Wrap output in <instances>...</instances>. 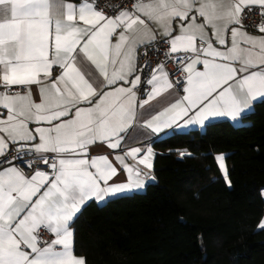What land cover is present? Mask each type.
Returning <instances> with one entry per match:
<instances>
[{"label": "snow or ice", "instance_id": "6c2138e0", "mask_svg": "<svg viewBox=\"0 0 264 264\" xmlns=\"http://www.w3.org/2000/svg\"><path fill=\"white\" fill-rule=\"evenodd\" d=\"M254 9L264 17V0H137L111 16L95 0H0V264H86L74 251L78 214L154 179L151 146L119 154L138 107L182 91L139 125L155 140L254 114L264 21L258 35L242 23ZM153 44L166 46L177 75L158 64L140 100L136 53ZM97 143L118 154L91 155ZM214 160L227 181L224 154Z\"/></svg>", "mask_w": 264, "mask_h": 264}, {"label": "trees", "instance_id": "16d2710c", "mask_svg": "<svg viewBox=\"0 0 264 264\" xmlns=\"http://www.w3.org/2000/svg\"><path fill=\"white\" fill-rule=\"evenodd\" d=\"M243 119L155 142V179L86 205L72 224L75 252L86 264H264V103Z\"/></svg>", "mask_w": 264, "mask_h": 264}, {"label": "crops", "instance_id": "0c3cea01", "mask_svg": "<svg viewBox=\"0 0 264 264\" xmlns=\"http://www.w3.org/2000/svg\"><path fill=\"white\" fill-rule=\"evenodd\" d=\"M74 2L78 3L79 0H74ZM244 30L247 31L250 35H258L259 34L258 31H249L246 28H244ZM113 40L115 42V37L113 38ZM139 49H138V51H139ZM136 55L138 57V52L136 53ZM136 62L138 65V59ZM137 74H138V72H137ZM145 93L146 92L140 93L139 88L137 89V95H138L140 100L146 99ZM180 95H183V93H179L176 90H172V91H169L168 93H165L161 97H158L155 100H153L149 105L145 106L144 109L141 110L138 107L137 108L136 124L133 125L125 134V139H124V142L122 143L121 149L119 150V154H122L123 151H127L131 147H141L142 149H146L148 146H151L153 148V152L155 154L154 143L165 138V137H167V136H169V135H171V134H173V132L171 130H169L168 135H164L162 133V134H160L159 140H155L154 134L151 133L150 130L141 128V127H139V125L142 124L144 120L149 119L151 117V115L155 114L156 111H159L163 107H166V106H168V104L174 102V99L178 98ZM3 116L4 117L7 116L6 110H3ZM224 120H228L231 123H233L234 125L243 124L245 122L244 119H243V123L234 122L230 118H225ZM196 128L199 129V126H190L186 131L196 129ZM176 133H178V131ZM115 154H118V153L113 151V150L108 149L106 145L99 144V143H97V145H95L94 148L91 150V155H93V156L109 155V159H112V157ZM155 156H156V154L154 155V159H153V168H154ZM129 163H132V161L129 160ZM141 168H143V166H141ZM152 174H153V169L150 172V175H152ZM125 179H126L125 175L123 173H121V175L116 177L112 181V183H120V182H123ZM149 181H150V179H147L146 184ZM138 192H140V191H138ZM75 255L78 257H84L83 255L77 254L76 252H75Z\"/></svg>", "mask_w": 264, "mask_h": 264}, {"label": "built area", "instance_id": "2783aa9c", "mask_svg": "<svg viewBox=\"0 0 264 264\" xmlns=\"http://www.w3.org/2000/svg\"><path fill=\"white\" fill-rule=\"evenodd\" d=\"M137 0H95L97 6L106 11L108 15H114L123 9H131L132 4L136 3ZM111 9H115L112 11ZM264 21V17L259 14V9H254L251 12H246L242 23L244 28L248 30H257L259 24ZM159 48V51L157 49ZM166 51V46L164 45H149L142 46L138 51V74L142 77V85L139 87V92L144 93L150 90L151 86L146 84L147 79L150 78L151 70L155 68L161 62L164 63V67L170 73V79L176 78L175 64L171 61H165L163 52ZM147 65L146 68L141 71V67ZM182 93V91H179ZM15 153H10L9 155H14ZM18 167L20 165H17ZM51 237L47 233H42L41 239L50 240Z\"/></svg>", "mask_w": 264, "mask_h": 264}, {"label": "water", "instance_id": "95a60500", "mask_svg": "<svg viewBox=\"0 0 264 264\" xmlns=\"http://www.w3.org/2000/svg\"><path fill=\"white\" fill-rule=\"evenodd\" d=\"M150 177H154V175L152 174V175H150ZM149 179H150V181H152L155 179V177H154V179L153 178H149Z\"/></svg>", "mask_w": 264, "mask_h": 264}]
</instances>
